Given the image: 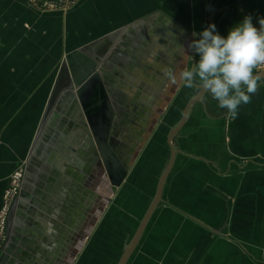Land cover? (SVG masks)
<instances>
[{
    "label": "crops",
    "instance_id": "obj_1",
    "mask_svg": "<svg viewBox=\"0 0 264 264\" xmlns=\"http://www.w3.org/2000/svg\"><path fill=\"white\" fill-rule=\"evenodd\" d=\"M15 1L33 11L30 0ZM177 1L176 16L162 12L130 23L125 34L129 49L123 48L127 54H123L122 47L115 51L120 45L117 42H123V33L108 34L107 41L101 40L99 71L106 78L113 105L118 112L124 111L123 102L136 99L132 113L137 121L145 122L137 128V136L146 137L139 148L136 146L140 141L134 140L130 147L122 144L123 152H136L130 174L139 154L144 148L150 149L156 125L182 87V83H170L168 71L173 70L178 76L180 70L188 68L192 57L189 44L196 36L186 27L187 22L177 17L190 0ZM198 1L192 0L193 25L202 17V7L196 5ZM209 4L211 11L207 17L211 24L222 26V33H227L248 15L259 29V19L264 18V0H210ZM110 8L101 9L103 12L109 9L105 14L108 13L114 25L120 24L122 17L117 5ZM218 9L224 10L222 16H218ZM193 58L195 64L196 53ZM128 78L133 82L125 93L120 89L121 86L128 89ZM207 94L192 105L185 125L173 138L177 156L166 180L162 201L127 264H248V256L238 255L239 247L246 254L257 249L258 263L264 264V178L258 182L261 183L258 192L250 193L248 158L243 162L237 159L241 158L239 156L228 155L234 149L243 160L244 154L249 156L250 148L255 150V146L258 153L264 152V127H261L264 126V90L259 89L251 103L240 106L238 118L231 119L233 125L256 121L255 146L250 143V138L254 137L251 133L232 131L236 143L226 145L231 149L226 147L225 157L205 154L211 146V136L202 130L203 121L209 117L202 110L208 100L214 101ZM80 117L83 118V114L81 116L72 102L60 97L41 131L34 134L27 145H8L11 153L23 163L25 174L8 221L0 264H118L151 205L158 180L171 157L168 143L169 157L154 188L145 190L138 198L140 205L143 203L141 208L133 210L131 206L128 217L126 213L118 217L114 210L113 215L103 220L115 195L114 188L110 187L113 192L110 191L106 199L107 184L101 176L99 154L86 127L79 122ZM38 134L39 139H36ZM6 161L2 163L11 168V157ZM237 169L241 170L240 175L235 174ZM124 183L116 188H122ZM118 210L121 213V209ZM234 240L241 243L237 245ZM100 249L101 257H98Z\"/></svg>",
    "mask_w": 264,
    "mask_h": 264
},
{
    "label": "rangeland",
    "instance_id": "obj_2",
    "mask_svg": "<svg viewBox=\"0 0 264 264\" xmlns=\"http://www.w3.org/2000/svg\"><path fill=\"white\" fill-rule=\"evenodd\" d=\"M165 1L167 0H30L32 11L18 1L0 0V178L4 176L3 180L0 179V206L4 204L6 192L13 189V175L19 170L23 171V177L25 174L23 163L11 153L8 145L23 144L25 146L34 137V134L40 131L44 120H46V110L54 90L58 84L64 82V75L61 74L63 64L65 63L68 67L75 86L80 85L95 70L100 69L101 71V40L107 41L109 39L108 34L116 36L123 33V42H117L121 46L118 45V49H115L118 51L122 47L121 50L123 51V48L129 49L125 34L130 23L134 20L151 14L157 16L162 12L169 14V16L172 14L176 16L175 13L179 11L176 8L178 1L168 0V4ZM209 1L199 0L196 2L197 6L202 7V17L196 25L192 23L194 20L192 0L187 1V8L182 14L177 15L180 20L187 22L186 27L192 34L196 33V39H199V34L211 24V20L209 21L207 17H210L211 11ZM110 5H117L122 17L120 24L118 22L114 25L112 18L107 16L108 13L105 14L109 9H105V12L101 9L103 6L110 8ZM217 12L218 16H222L224 10L218 9ZM105 16L108 18H104ZM218 20H214V22ZM105 21L108 24H105ZM200 22L201 24H199ZM221 27V25H216V31L226 37L228 32L222 33ZM124 51L123 54H127ZM194 54L195 52L192 51L188 69L194 65ZM196 60L197 62L199 60L198 53H196ZM263 72L264 69L254 70V73ZM132 82L130 79L126 83L128 89L121 86L120 91L129 92ZM259 89L264 90V79L258 82ZM199 92V88L190 89L182 83L173 104L166 108L156 125L154 134L150 138L149 153L147 148H144L139 154L134 171L129 173L122 188L113 186V194L115 195L108 205L103 220L107 216L113 215L114 210L117 211L118 217L125 213V217H128L131 206L133 210L141 208L143 203L140 205L138 198L145 190L154 188L158 175L168 160L167 134L179 122L187 100ZM207 96L213 99L209 92ZM122 100L123 98H121ZM135 100L131 101L130 99L123 102L122 109L125 108V110H119L116 114L114 136L118 139V145L121 147L123 142L130 147L134 140L143 139V142L146 140L145 136H137L139 132L137 128H140L139 126L145 122L137 121V117L132 113ZM202 111L209 116L203 121L202 130L211 136V146L208 147V152L205 154L212 157L227 156L226 145L230 146V144L236 143L233 142L232 131L240 133L245 130L254 135L253 138H250V143L253 145L254 142L256 143L258 139L256 121L233 125L227 109L220 108L215 99L214 101L208 100ZM255 113H257L256 110ZM236 138L238 141L241 140L239 137ZM229 148L231 149V147ZM229 148L227 147L228 150H230ZM254 148L255 150L250 148L249 156L244 154L243 160L239 152L236 153L234 149L228 153L234 158L241 157L237 158L239 161L246 162V157L248 158L250 162L248 170L250 193L258 192L261 185L258 182L264 178V152L258 153L257 147ZM9 156L13 161L11 162L13 164H10L11 168L2 163V160L8 162L6 160ZM7 168L9 173L5 176ZM136 169L138 171H135ZM134 172H137L138 175H135ZM234 172L240 175L241 170L237 169ZM21 184L22 181L18 193L10 204L9 216L19 195ZM144 209L145 207L140 210L139 216ZM251 214L255 215V212L252 211ZM128 238L129 234L125 241ZM234 243L239 245L241 242L234 240ZM97 253V256L101 257V249ZM238 255L240 257L248 256L250 259L248 264H259L257 249L246 254V251L239 247Z\"/></svg>",
    "mask_w": 264,
    "mask_h": 264
},
{
    "label": "clouds",
    "instance_id": "obj_3",
    "mask_svg": "<svg viewBox=\"0 0 264 264\" xmlns=\"http://www.w3.org/2000/svg\"><path fill=\"white\" fill-rule=\"evenodd\" d=\"M259 24L257 29L251 16H245L226 37L210 24L189 44L199 54L198 62L191 69L180 70L178 76L169 70L170 83L209 92L231 119L238 118L239 107L251 103L258 82L264 79V75H254V70L264 69V18Z\"/></svg>",
    "mask_w": 264,
    "mask_h": 264
},
{
    "label": "water",
    "instance_id": "obj_4",
    "mask_svg": "<svg viewBox=\"0 0 264 264\" xmlns=\"http://www.w3.org/2000/svg\"><path fill=\"white\" fill-rule=\"evenodd\" d=\"M61 74L64 75V82L63 84H58L56 86L53 97L46 110L45 117L47 118L55 102L60 97H62V100L64 101L72 102L81 116L83 114V118H80L79 122L86 127V131L90 135L89 138L95 143L99 154L101 169L104 170L106 176L109 178L110 185L112 187L121 186L129 174L130 165L136 152H123V147L118 145V139L114 136L117 108L111 101L103 74L99 70H95L78 86H75L65 63L61 68ZM256 74L264 75V72ZM205 93L206 91L201 89L197 96L188 101L183 110L179 124L169 132L167 143L171 149L170 160L158 180L154 199L145 216L141 220L131 241L125 248L118 264H127L137 248L153 214L161 203L166 180L173 169L177 156V150L173 143V138L185 125L192 105L199 101ZM154 122L155 121L152 123ZM44 124L45 120L43 126ZM43 126L41 128H43ZM150 127L152 126L150 125L147 131H149ZM36 139H39V134ZM142 144L143 139H140L136 149Z\"/></svg>",
    "mask_w": 264,
    "mask_h": 264
},
{
    "label": "built area",
    "instance_id": "obj_5",
    "mask_svg": "<svg viewBox=\"0 0 264 264\" xmlns=\"http://www.w3.org/2000/svg\"><path fill=\"white\" fill-rule=\"evenodd\" d=\"M23 171L19 170L13 175V189L9 190L5 194V201L2 206H0V250L6 241L7 236V219L9 216L10 204L12 199L19 191L20 183L22 181Z\"/></svg>",
    "mask_w": 264,
    "mask_h": 264
},
{
    "label": "bare ground",
    "instance_id": "obj_6",
    "mask_svg": "<svg viewBox=\"0 0 264 264\" xmlns=\"http://www.w3.org/2000/svg\"><path fill=\"white\" fill-rule=\"evenodd\" d=\"M76 112V111H75ZM76 117V116H75ZM81 118V117H80ZM83 126V125H82ZM148 132V131H147ZM101 176H103V180H104V182L107 184V190H106V192H107V196H106V199H108V194H110L109 192L111 191V185H110V181H109V178L106 176V174H105V172H104V170L103 169H101ZM109 185V186H108Z\"/></svg>",
    "mask_w": 264,
    "mask_h": 264
}]
</instances>
